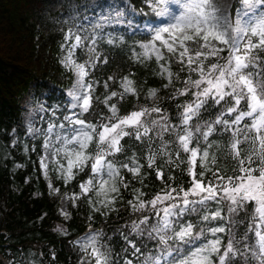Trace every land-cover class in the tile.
<instances>
[{"label":"trees","instance_id":"trees-1","mask_svg":"<svg viewBox=\"0 0 264 264\" xmlns=\"http://www.w3.org/2000/svg\"><path fill=\"white\" fill-rule=\"evenodd\" d=\"M132 6L137 17H155L156 11L162 4L161 0H126ZM46 0H0V252L9 258L27 261V255L34 258L35 264H94L91 250L85 252L81 244L76 243L85 225L92 223L95 226L93 232L102 233L98 238V247L108 255L110 264H123L125 260L132 259V248L124 240V236L136 243L141 249L140 264H147L146 258L155 257L160 259L159 253L163 249L156 239H148L147 233L137 236L131 232L130 225L133 221L141 219L144 215L150 218V224L156 222V217L149 208L142 212H134L128 201L136 202L137 191L143 193L142 199L147 202L155 195L161 194L165 184L171 187H183L187 189L190 177L185 164L179 163L187 157L179 146L177 136L183 133V113L185 107L196 100L193 94L199 89L186 82L189 76L193 80L199 79L198 72H190L186 61L182 63L178 54L169 53L166 48L163 51L170 61L171 73L173 74L169 83L160 73L157 63L153 58H145L137 48V41L141 37H155V29L148 34L139 32L114 36L109 43L106 38H98V34L107 28H95L83 25V22L66 20L62 22L61 12L65 5L60 3L57 8L51 10L46 5ZM238 6V0H234L231 6L233 13ZM48 8V9H47ZM82 14L79 15V18ZM70 21V23H68ZM64 23V24H63ZM112 27V26H109ZM69 32L81 35L83 45L74 50V59L78 63L88 62V76L86 81L92 83V103L88 112L77 115L84 119L86 125L94 124L99 130L100 126L115 117H124L134 111L159 108V112H151L141 119L150 128L148 137L155 142L162 141L165 150L172 156L180 152V156L174 160H167L165 156L159 155L153 167L149 168L145 151V137L137 141L134 137H124L120 141L123 151L108 156L119 174L109 178L107 183L96 184L98 187L91 188L87 193L81 194L80 184L83 179L92 175L89 161L83 171H77L73 167V178L67 183L60 177L57 164L67 168L66 154L73 159L76 157L67 150L60 155L52 156L47 168V175L40 165L39 152L43 143L42 135L35 138L25 135V129L21 123V110L18 106V98L25 90L31 80L34 81L36 95H43L47 102L45 115L41 117V130H45L47 124L54 123L58 129L61 128L63 136L67 135L68 122L65 116L72 112L63 100L62 88L70 81L72 69L66 67L61 61L67 55L69 45L74 40H66ZM95 35V36H94ZM94 42V43H93ZM161 45V42L158 41ZM192 54L196 48L194 41L187 42ZM223 47V45H219ZM95 47V52L89 49ZM226 55L222 53L221 56ZM264 61V52L260 53ZM216 57H209L205 65L216 61ZM223 62L222 60L220 61ZM195 67V65H193ZM264 69V64L260 65ZM127 78L132 81L134 92H126L120 89V80ZM107 83L108 88L104 87ZM206 85H201V88ZM186 87L189 89L185 91ZM151 88H156L155 96L146 97L144 93ZM115 89L117 96H111L118 111L115 117L109 112L102 98ZM183 93V94H181ZM222 101L215 104L211 98L207 104L200 108L195 116L189 121V125L196 133V128L206 131V125L213 124L218 118L232 120L236 113L229 114L227 108L234 106V101ZM241 102V110H247ZM156 120L160 123L151 124ZM250 122V117L245 118ZM64 125V127H60ZM168 130L164 131V126ZM223 124H215V131L203 140L201 146L211 143L210 156L215 154L218 165L223 173H229L230 164L221 163L220 145L225 139L226 131L222 129ZM73 127L79 129L80 125ZM87 131V128L85 127ZM15 131V132H14ZM95 138L88 143L85 150L86 155H94ZM228 159V158H227ZM225 159L224 161H227ZM120 160H125L129 168L134 164L140 165L138 173L129 172L123 168ZM171 161V163L169 162ZM179 164V167H177ZM213 169L215 165H210ZM164 173V180L156 177V169ZM200 170L197 162V172ZM255 174V173H254ZM174 177L169 181L168 177ZM205 176V179H209ZM128 184L127 188L122 186ZM115 184L119 188V194L111 192ZM59 189V191H55ZM100 193L99 195L97 193ZM62 194L68 195L67 208L63 211L59 206ZM112 199L110 209H105L100 200ZM77 197L72 199V197ZM100 207L101 211L94 210ZM215 208V204H211ZM68 213V218L62 215ZM249 214L252 206L247 207ZM107 212L105 215L104 213ZM200 213L185 215L181 223L192 222L195 227L192 237L186 241H169L172 256L160 259V264H168L175 257V264L181 260H188L190 264H200L201 257L194 256L198 248L203 247L208 241L214 239L210 233L195 237L201 228L220 226V221L211 223L199 221ZM240 212L237 220L244 217ZM251 221V215L245 218L243 224H237L232 231L237 239H240L245 225ZM226 227L228 225H225ZM62 229L63 231H58ZM226 243L228 233L217 234ZM248 235L251 240L242 241L253 248L255 244L253 233ZM180 248L177 255L175 248ZM126 249V251H125ZM223 245L221 251H223ZM19 257V258H18ZM211 259L214 264L218 256L213 254ZM0 264H5L0 257ZM232 264H260L249 254H237L232 257Z\"/></svg>","mask_w":264,"mask_h":264},{"label":"snow or ice","instance_id":"snow-or-ice-1","mask_svg":"<svg viewBox=\"0 0 264 264\" xmlns=\"http://www.w3.org/2000/svg\"><path fill=\"white\" fill-rule=\"evenodd\" d=\"M257 5L264 7V0H238V6L232 13L227 7L222 9L218 6L216 0H189L184 5L183 14L172 16L173 23L155 29V41H160L161 47L166 48L169 53L178 54L182 63L186 61L188 70L198 72L200 76L196 80L189 76L186 82L187 85H192L199 91L193 93L196 96L194 104L190 103L185 107L182 123L187 125L198 110L207 104L209 98L215 104H220L222 101L227 102L226 98L234 101V106H229L227 112L229 114L236 113L231 122L221 117L213 124L206 125L207 131L202 132L199 127L196 128V133L207 141L208 137L216 130L215 124L225 125L223 130L231 133L226 151L228 158L234 161V167L231 169L232 175H228L226 172L223 175L220 174L222 169L218 165L216 155L210 156L211 143L200 146L199 139L194 136L193 131L190 128L184 129V134L178 135L177 140L182 152L187 154V157L179 162L185 164L190 177L187 189L171 187L169 183L164 185L161 194L155 195L147 202L142 199L143 193H140L139 190H136V202L128 201L134 212H142L149 208L156 217V222L150 224L149 216L144 215L141 219L133 221L130 227L131 232L137 236L147 233L148 239L157 240L163 249V252L158 254L160 259H166L167 256L173 255V251L170 250V240L187 242L186 238L192 237L195 225L189 221L181 223V218L186 214L200 213L199 221L221 222L220 226L216 227L205 225L195 237V239H199L200 236L207 233L215 237L192 253L194 256L201 257L200 264H214L211 259L213 254L218 256L216 264H232V257L238 253L252 255L253 259L264 264V69L260 68V65L264 64L260 58V53L264 52V11H261L257 17ZM164 14L165 12H161V15ZM249 17H255V23ZM65 39L75 41L69 45L67 55L61 62L77 74L75 89L69 95L75 101L71 107L79 108L82 115L89 111L93 99V85L85 80V77L88 76V62L78 63L73 58L74 50L83 45L81 35L69 32ZM189 41H194L196 44L192 54H189L190 49L187 45ZM109 43L112 41L109 40ZM142 47L148 49L149 45ZM152 50L158 60L164 59L160 48ZM89 51L95 52V47ZM225 51L226 55L221 56ZM209 57L217 59L205 65L204 61ZM161 67L171 79L173 74L163 65ZM201 85L206 86L201 88ZM124 89L126 92L135 91L131 80L125 78ZM188 90L186 87L185 91ZM155 94V90L150 92V95L155 96ZM111 96L115 97L117 93L112 92ZM242 101L246 111L241 110ZM105 103L107 104L108 100H105ZM159 111V108H153L151 111L142 109L124 117H115L116 108L113 105L112 112L115 120L109 118V121L102 124L99 130L94 124L86 125L85 120L79 118L76 112L65 116L64 120L68 122L69 126L80 125L81 127L79 129L70 127L72 132L70 137H55L61 144L66 140L68 144L75 145L71 149V154L76 157L75 163L66 154L67 168L57 164L60 177L67 183L73 178V167L77 171H83L84 166L91 161L90 171L93 175L86 182L80 184L81 194L87 193L93 187H98L94 184L98 178L101 184L107 183L103 180L104 175L111 179L119 174V170L107 157L123 151L120 141L124 137L132 136L137 141L142 137H147L150 128L141 118L150 115L151 112ZM246 117L252 118L251 122L241 124ZM158 123L160 122L156 120L151 121L153 125ZM54 127L56 126L50 125L48 131L51 132ZM60 127H64V125H60ZM163 130L167 131L168 126L165 125ZM94 138L96 140L95 155H86L85 150L88 143ZM44 147L49 150V156L60 155V148L53 145L51 139L44 143ZM175 155L179 157L180 152ZM198 161L199 172H197ZM155 162L156 156L153 154L149 157L148 167H153ZM169 162L171 163V161ZM40 165L47 175L48 165L43 156ZM210 165L216 167L213 169ZM122 167L134 174L140 170L139 164H134L133 168H129L127 164ZM254 173L255 175H253ZM206 175L210 178L205 179ZM156 177L161 181L164 180V173L158 168ZM173 179L174 177H168L169 181ZM122 186L127 188L128 184L123 183ZM55 191H59V189H55ZM111 192L119 194V188L113 184ZM76 198L72 197V199ZM112 203L113 200L107 199L106 194L105 199L100 200V204L105 209L111 210ZM211 204H215V208H212ZM249 205L252 206L251 214L247 211ZM94 210L99 212L101 208L94 206ZM240 212H244L245 216L237 220L236 217ZM104 214L106 215L107 212ZM62 215L68 218L67 212L62 211ZM249 215H251V221L245 225L240 239H237L232 229L237 224H243ZM58 231L63 230L58 229ZM225 232L228 233L226 243L217 235ZM249 232L253 233L256 238L255 244L258 247L253 248L246 243L242 245V241L252 239L248 235ZM102 235V233L93 232L76 241L81 244L85 252L91 250V255L95 258L94 264H110L106 252L100 250L103 246L98 247V238ZM124 240L132 248L131 255L136 260V264H140L141 249L128 239V236H124ZM222 245L223 251H221ZM174 251L179 255L181 249L177 247ZM146 259L147 264H160V259L155 257ZM175 259L173 257V261L168 264H175ZM123 264H133V260H125ZM179 264H190V262L181 260Z\"/></svg>","mask_w":264,"mask_h":264},{"label":"rangeland","instance_id":"rangeland-1","mask_svg":"<svg viewBox=\"0 0 264 264\" xmlns=\"http://www.w3.org/2000/svg\"><path fill=\"white\" fill-rule=\"evenodd\" d=\"M46 1H47L46 5L50 9H54L60 3L65 5L66 10L62 14L63 19H66V20L78 19L79 22L84 23L83 25H89L95 28L107 27L103 32H102V29H100L101 33L98 34V38L102 37V38L111 40L114 36H117V34H122L124 30L130 33H134L136 31L139 33L142 32L140 28V21L137 19L136 13L132 9L131 4L127 2L126 0H46ZM175 2L176 4L178 3V5L173 7V3L175 4ZM187 2H189V0H163L162 4L160 5L159 10L156 12L157 14L156 19H158L159 21L156 27L160 28V27L166 26L169 23H173L174 20H172V16H179L183 14L185 11L184 5ZM216 3L222 9L227 7L229 11L231 12V6H233L234 0H216ZM261 11H264V7L257 5V8H256L257 17L260 15ZM161 12H165V14L161 15ZM81 13H83L84 15L81 18H79V14ZM249 18L253 19V22L255 23V17H249ZM68 23H70V21H68ZM109 26H112V27H109ZM136 44H137L138 51L142 55H144L145 58H153L156 61L160 73L161 74L163 73L162 76L165 78L166 83H169L171 79L169 78L166 72H163V68L161 67V65H163L164 68H167L171 72L170 61L167 59L160 43L158 41H155L154 37H141L138 39ZM143 45H149V48L145 49L144 47H142ZM153 48H160L161 52L164 54L163 60H158L156 58L155 52L152 50ZM124 83H125V80L121 79L120 89L122 90H125ZM108 86L109 85H107V83L104 84L105 88H108ZM152 90H155L156 92V88H151L148 91H146L144 95L146 97H151L152 95H150V92ZM112 92H116V90L109 89V92L103 96L102 102L106 105L109 112L113 114L112 106L115 105V103H113L111 99ZM105 100H108L107 104L105 103ZM115 108L117 112L118 109L116 105H115ZM130 114L131 113H129L128 115ZM251 120L252 118H250V122ZM228 121L231 122V120H228ZM243 123H245V121L241 122V124ZM50 125H53V124H48L45 131H43L44 132L43 133V146L45 142L51 139L53 142V145L60 148V154H63L67 150H71L72 148L75 147L74 144H68L66 140L63 144H61L60 141L55 139V137L57 136L70 137L72 135L70 127H73L74 125L72 126L67 125L68 132L66 133L67 135L65 136H63L61 128L58 129L57 127H54L53 130L49 132L48 129ZM189 128L193 131L189 123L187 125H184L183 133L181 135L184 134V129H189ZM224 128H225V125L222 126V129ZM193 133H194V136L197 137L194 131ZM225 136H226L225 139L222 141V144L220 145L219 152L222 157L221 163H224L226 165L230 164V171L227 174L232 175L231 169L234 167V161L228 158L227 151H226V148L230 142L231 133L226 131ZM198 139H199V145L201 146V143L204 139L203 137H198ZM95 150H96V140L94 141V152H93L94 155H95ZM165 153H167V155H165ZM153 154H155L156 158L159 155H163L165 156L167 160L173 161L174 158L176 159V155L172 156L168 150H165L164 144L162 143V141L157 140L154 142L152 140V137L147 136L145 137V151H144V155L146 157L147 162H149V157L152 156ZM52 156L53 155L49 156V158H51ZM225 159H227V161H224ZM120 161H121V165L127 164L125 160L123 161L120 160ZM220 174L223 175L224 173L221 171ZM92 175L90 177H92ZM89 178L82 180L81 183L86 182ZM103 180L107 181L109 180V177L104 175ZM99 183H101L99 178L94 181V184H99ZM68 201H70L68 195L62 197L60 201V206L63 211L67 208ZM9 259L11 260L12 264H35L34 258L30 257L29 255H27V258H26L27 261L25 262L23 261V259L20 261H18V259H12V258H9Z\"/></svg>","mask_w":264,"mask_h":264},{"label":"bare ground","instance_id":"bare-ground-1","mask_svg":"<svg viewBox=\"0 0 264 264\" xmlns=\"http://www.w3.org/2000/svg\"><path fill=\"white\" fill-rule=\"evenodd\" d=\"M173 5H174V3H173Z\"/></svg>","mask_w":264,"mask_h":264}]
</instances>
